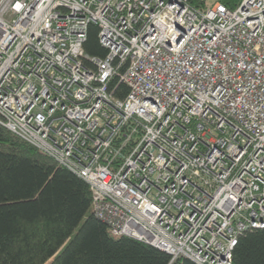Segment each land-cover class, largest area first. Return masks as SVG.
<instances>
[{
	"label": "built area",
	"instance_id": "1",
	"mask_svg": "<svg viewBox=\"0 0 264 264\" xmlns=\"http://www.w3.org/2000/svg\"><path fill=\"white\" fill-rule=\"evenodd\" d=\"M0 125L86 181L113 235L232 264L264 229V0H0Z\"/></svg>",
	"mask_w": 264,
	"mask_h": 264
},
{
	"label": "trees",
	"instance_id": "2",
	"mask_svg": "<svg viewBox=\"0 0 264 264\" xmlns=\"http://www.w3.org/2000/svg\"><path fill=\"white\" fill-rule=\"evenodd\" d=\"M212 1L230 8L240 0ZM85 51L104 56L97 26ZM122 87L119 96H124ZM0 264H198L127 236H115L92 208L86 181L0 125ZM232 264H264V229L243 233Z\"/></svg>",
	"mask_w": 264,
	"mask_h": 264
}]
</instances>
